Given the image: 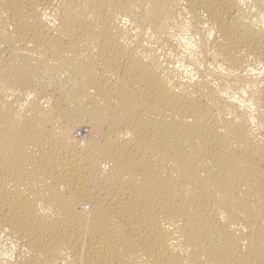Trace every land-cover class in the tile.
I'll use <instances>...</instances> for the list:
<instances>
[{"label":"bare ground","instance_id":"bare-ground-1","mask_svg":"<svg viewBox=\"0 0 264 264\" xmlns=\"http://www.w3.org/2000/svg\"><path fill=\"white\" fill-rule=\"evenodd\" d=\"M0 264H264V0H0Z\"/></svg>","mask_w":264,"mask_h":264}]
</instances>
